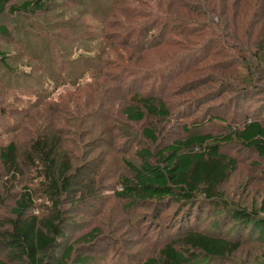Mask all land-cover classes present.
Instances as JSON below:
<instances>
[{"label":"trees","instance_id":"1","mask_svg":"<svg viewBox=\"0 0 264 264\" xmlns=\"http://www.w3.org/2000/svg\"><path fill=\"white\" fill-rule=\"evenodd\" d=\"M70 1L67 5L86 6L83 0ZM86 1L91 22L81 23L79 18L71 17L67 23L59 25L62 28L66 26L63 32L67 39L53 44L54 47L44 44V50L52 48L60 53L58 65L66 68L62 73L64 77L58 75L48 79L57 82V86L67 85L76 91L83 86L93 88L91 103L96 95L101 103L106 102L104 111L112 113L120 107L118 112L121 110L126 121L139 123L169 117L171 103L167 98L173 96L172 91L177 85L180 89L186 88L182 80L190 75L200 77L218 70L219 78L210 74L208 80L235 79L234 74L242 82H251L249 74L253 78L261 68L259 63L249 58H264V0ZM55 7L57 9L58 6ZM52 8V0H24L20 3L0 0V18L21 16L34 21L35 17L51 12ZM30 24L34 27L33 23ZM11 34L10 27L0 23V37L7 38ZM83 42L98 43L94 48L78 44ZM171 46L186 51L178 57L175 65H171L174 60L157 66L153 65L154 62L151 65L155 66L153 69L136 64L155 57L157 53L176 56ZM230 51L250 55L239 61V64L245 62L243 66L249 73L247 81L241 71L233 68L236 60ZM36 56L38 54L33 57L42 61ZM217 56H222L224 60L213 61ZM0 63L10 69L7 53L1 49ZM80 63L85 64L82 67ZM120 66L123 68L116 70ZM143 69L147 72L143 71L144 74L154 77L152 80H160L154 83L151 91L143 89L147 85L141 83L142 87L135 91L127 89V97L107 95L114 84H131L130 77ZM165 70H168L167 75L163 73ZM88 76L89 81L86 79ZM158 83L161 85L159 90L155 86ZM103 115L98 114L97 117L112 119L111 115ZM124 131L122 126L121 133L124 134ZM143 133L152 142L158 141L155 128L145 127ZM234 141L264 157V123L251 121L227 135L191 134L177 139L157 153V163L152 161L153 154L149 150L142 149L139 151V167L126 163L135 173L134 178H123L121 189L115 194L129 200L130 205L177 201L182 209L187 208L190 214L194 212L195 221L201 217L203 207L223 202L232 209L236 222L251 224L264 233V200L257 211L230 208L221 194V186L236 165L235 159L225 154L222 146ZM23 145L19 140H12L0 146V169L5 175V180L0 175L2 190L9 194L8 186L19 188L11 196V216L0 219V249L8 250L9 258L15 262L0 258V264H51L50 260H55L56 264H69L74 245L66 248L58 260L52 256L57 248H61L64 239V210L60 204L63 197L76 199L82 194L83 181L72 173L73 166L61 133L49 131L46 127ZM2 202L4 199L0 196V206ZM35 209L43 210L42 214L34 213ZM179 224H182L181 221ZM180 230L177 237L142 264H212L231 258L241 246V241L210 235L195 227L187 226ZM99 235L97 230H92L79 240L91 246ZM75 261L89 264L93 258L85 256Z\"/></svg>","mask_w":264,"mask_h":264},{"label":"rangeland","instance_id":"2","mask_svg":"<svg viewBox=\"0 0 264 264\" xmlns=\"http://www.w3.org/2000/svg\"><path fill=\"white\" fill-rule=\"evenodd\" d=\"M22 1L14 0L17 3ZM52 1L53 11L35 17L34 21L21 16L0 18V23L8 25L12 33L10 37H0V49L7 53L10 67L7 69L0 63V146L12 140H19L25 145L30 138L48 127L49 131L63 136L73 166L72 173L83 181L84 190L79 195L80 199L79 196L76 199H61L64 239L61 248H57L52 256L58 260L66 248L74 245L69 264H79L75 260L85 256L93 258L89 264H142L177 237V231L190 226L210 235L241 241L239 250L231 258L212 264H264V233L251 224L236 222L232 209L223 202L203 207L201 217L195 221L194 212L190 214L187 208L182 209L177 201L130 205L129 200L115 194L121 189L120 181L123 178H134L135 173L126 163L139 167V151L142 149L149 150L153 154L152 161L157 163V153L177 139H184L191 134L227 135L251 121L264 123V58L260 60L252 55L249 58L261 66L252 78L243 66L245 62L239 64L243 57L250 55L247 52L239 54L230 51L236 60L233 68L242 72L245 81L252 79L251 82H242L234 74L232 76L236 80H208L210 74L219 78L218 70L204 72L200 77L190 75L182 80L186 88L180 89L177 85L172 91L173 96H168L171 103L169 117L139 123L126 121L121 110L118 112L120 107H116L112 113L104 111L106 102L101 103L96 95L91 103L93 88L83 86L76 91L67 85L57 86V82L48 79L50 76L64 77L62 73L66 68L58 65L60 53L52 48L44 50V44L54 47L53 44L67 39L63 32L66 26L62 28L59 25L67 23L71 17L79 18L81 23L92 20L87 13L86 0H83L85 7L67 5L71 3L70 0ZM171 35L169 33V37ZM238 42L245 44L243 41ZM91 43L78 44L94 48L98 42ZM172 48L176 56L162 52L146 61H133L142 65L139 67L150 69L168 60H174L171 65H175L179 61L178 57L186 51L178 46ZM36 54L37 59L42 58V61L33 57ZM215 59L218 62L224 60L222 56H217L213 61ZM80 64L83 67L85 63ZM122 68L120 66L116 70ZM143 71L132 75L129 85L114 84L107 95L127 97V89L135 91L142 87L141 83L147 85L143 89L151 91L154 83L160 80H152L154 77ZM167 71L163 73L167 75ZM86 79L89 81V76ZM205 80L209 82L203 84ZM199 81L202 83L198 84ZM155 86L157 90L161 87L159 83ZM98 114L111 115L112 119L98 118ZM122 126L125 127L124 134L121 133ZM145 127L156 129L159 137L156 143L144 135ZM196 150L199 148L196 147ZM222 150L236 161L235 170L221 186L224 200L230 208L260 210L264 200V157L235 141L224 144ZM0 175L5 180L1 169ZM12 187L8 186L9 194H6L0 185V196L4 199L0 206V219L11 216V196L19 189L18 186ZM49 203L51 206L52 203ZM45 204L48 206L47 202ZM42 212L40 209L34 210V213ZM180 221L182 224H179ZM92 230H97L100 235L91 246H87L85 241L80 242L81 237ZM0 258L15 262L9 258L8 250L0 249ZM50 261L56 264L55 260Z\"/></svg>","mask_w":264,"mask_h":264}]
</instances>
